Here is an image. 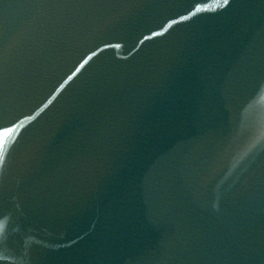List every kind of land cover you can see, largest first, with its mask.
I'll return each mask as SVG.
<instances>
[{"label":"water","instance_id":"obj_1","mask_svg":"<svg viewBox=\"0 0 264 264\" xmlns=\"http://www.w3.org/2000/svg\"><path fill=\"white\" fill-rule=\"evenodd\" d=\"M0 264H264V0H0Z\"/></svg>","mask_w":264,"mask_h":264}]
</instances>
